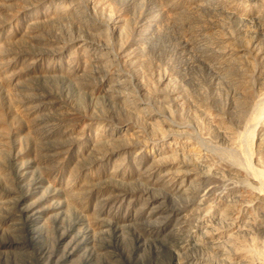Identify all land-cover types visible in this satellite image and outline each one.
<instances>
[{"label": "rangeland", "instance_id": "1", "mask_svg": "<svg viewBox=\"0 0 264 264\" xmlns=\"http://www.w3.org/2000/svg\"><path fill=\"white\" fill-rule=\"evenodd\" d=\"M263 122L259 3L0 0V264H264Z\"/></svg>", "mask_w": 264, "mask_h": 264}, {"label": "bare ground", "instance_id": "2", "mask_svg": "<svg viewBox=\"0 0 264 264\" xmlns=\"http://www.w3.org/2000/svg\"><path fill=\"white\" fill-rule=\"evenodd\" d=\"M250 1H252V2H254V3H259V4H261V6H263L264 7V0H250ZM92 17H94V18H96L97 19V17H96V15L94 16V14L92 15ZM115 26V25H114ZM104 43H106L107 44V46H111V43L109 42V40L108 39H106L105 41H104ZM129 97V96H128ZM127 98V97H126ZM131 98V97H130ZM132 99V98H131ZM131 99H125V100H128L129 101V103H127L130 107H132L133 109H135V110H137L138 112H141L142 111V109H140L139 108V106H138V104L135 102V101H133V100H131ZM131 100V101H130ZM250 101V100H249ZM251 102V101H250ZM252 103V102H251ZM147 109V108H146ZM137 112V113H138ZM142 113V112H141ZM143 114H145L147 117V119L154 125V126H156L157 128H159V132L157 133V134H155V135H151V136H146L145 134H142L140 131H136V142L138 143V146L137 147H131V146H128L127 147V150H129L131 153H132V155L133 156H138V155H140V154H143V155H146V156H148V157H153L156 153H163V152H165L166 151V149L168 148H170V146L172 147V145H173V143H169V136L171 135V134H173V133H189V130H188V127L185 125V124H183V123H171V124H168L167 126H168V129H169V133H167V132H163V130H162V126H160L159 125V123H156L155 124V121L153 120V117L151 116L152 115V112L151 113H148V112H146V113H143ZM158 124V125H157ZM263 124H264V122H263ZM124 125H128V126H130V121L129 120H127L126 122H124ZM264 129V128H263ZM263 129L261 130V131H263ZM170 144H172V145H170ZM175 144V143H174ZM237 147V146H236ZM241 149V148H240ZM236 150H238L239 151V149L237 148ZM242 151V150H241ZM239 153H240V151H239ZM235 155H236V152H235ZM242 155V154H241ZM237 157H238V154H237ZM239 158H241L242 159V157L240 156V154H239ZM246 160H244V161H242V162H245ZM228 162V161H227ZM231 162V161H230ZM248 162V161H247ZM237 163H239V162H237ZM246 163V162H245ZM245 163H244V165H245ZM233 164H234V162H233ZM246 164H248V163H246ZM249 165V164H248ZM247 165V166H248ZM246 166V165H245ZM236 168H237V166H236ZM241 168H242V166H241ZM238 169V168H237ZM245 169H246V167H245ZM248 169V168H247ZM243 170V169H242ZM241 170V171H242ZM245 171H249V170H244V172ZM252 171V170H251ZM251 171H250V173H251ZM239 172V171H238ZM237 172V170H236V172H234V174H235V177H237L238 179H242L243 177L247 180V181H249L251 178L253 179L254 177H251V174H253V171H252V173L251 174H249V172H246L245 174L243 173V172H240V173H243V174H240V173H238ZM211 173V172H210ZM212 174V173H211ZM257 175V174H256ZM257 178V177H256ZM245 179H243V180H245ZM255 179V178H254ZM254 179H253V181H254ZM258 179V178H257ZM256 180V179H255ZM260 180V183L262 184V182H261V179H259ZM252 181V180H251ZM257 181V180H256ZM264 181V180H263ZM244 182V181H243ZM242 182V183H243ZM246 182V181H245ZM250 182V181H249ZM259 182V181H258ZM257 182V183H258ZM252 183V182H251ZM259 184V183H258ZM248 185V184H247ZM250 185V184H249ZM253 185V183L250 185V186H252ZM254 187L256 186L255 184L253 185ZM259 187H260V185H258ZM258 186H256L255 188H257ZM254 187H252L253 189H254ZM263 188H264V186H263ZM260 189V188H259ZM256 192V191H255ZM261 191H258V193H256L257 194V196H256V201H257V203H260V204H264V196L260 193ZM258 263L259 264H262L263 262L262 261H260V260H258Z\"/></svg>", "mask_w": 264, "mask_h": 264}]
</instances>
